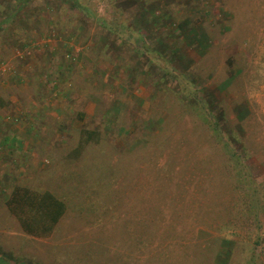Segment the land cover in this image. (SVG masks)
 <instances>
[{"label":"rangeland","instance_id":"obj_1","mask_svg":"<svg viewBox=\"0 0 264 264\" xmlns=\"http://www.w3.org/2000/svg\"><path fill=\"white\" fill-rule=\"evenodd\" d=\"M44 58L72 107L0 179V264H264V0H0L1 81ZM16 186L64 201L50 234Z\"/></svg>","mask_w":264,"mask_h":264},{"label":"crops","instance_id":"obj_2","mask_svg":"<svg viewBox=\"0 0 264 264\" xmlns=\"http://www.w3.org/2000/svg\"><path fill=\"white\" fill-rule=\"evenodd\" d=\"M51 61L44 58L27 64H14V71L10 74H15V77L8 74L11 77L4 81L0 77V179L4 178L5 173V176L16 177L22 174V170H30L31 165L38 163L37 157L33 156L37 155V151L44 152L47 140L42 136L45 130L52 128L58 133L66 128L63 118L58 127L56 120L55 126H51L52 122L48 119L54 121L52 114L63 117L72 104H53V110V106L47 102L52 99L51 94L39 96L37 93L39 74L34 70L41 73L44 67L51 65ZM55 66L59 72L63 70L61 62L58 61Z\"/></svg>","mask_w":264,"mask_h":264},{"label":"trees","instance_id":"obj_3","mask_svg":"<svg viewBox=\"0 0 264 264\" xmlns=\"http://www.w3.org/2000/svg\"><path fill=\"white\" fill-rule=\"evenodd\" d=\"M214 129L216 132L217 128ZM7 206L18 218L23 230L36 236L50 234L66 212L64 201L53 193L38 192L22 186L14 188L7 200ZM232 242V239H226L223 249L230 247L228 245Z\"/></svg>","mask_w":264,"mask_h":264}]
</instances>
